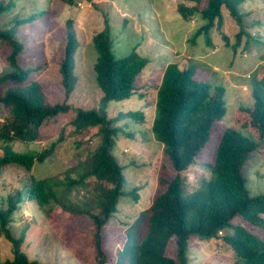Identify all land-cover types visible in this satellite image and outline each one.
Returning a JSON list of instances; mask_svg holds the SVG:
<instances>
[{
  "label": "trees",
  "instance_id": "obj_1",
  "mask_svg": "<svg viewBox=\"0 0 264 264\" xmlns=\"http://www.w3.org/2000/svg\"><path fill=\"white\" fill-rule=\"evenodd\" d=\"M188 1L193 5L177 4L176 14L184 22L196 16L201 20L190 38L192 44L201 37L205 46L213 47L215 35L223 48L235 55L238 50L246 52L252 43H261L262 38L250 35L243 25L250 15L240 11L246 0ZM65 3L70 5L74 0ZM3 6L0 0V8ZM45 15L46 11H41L37 16L14 18L0 29V46L8 49L4 57L7 66L0 73V177L8 169L12 180L8 184L0 181V189L6 191L0 196V234L9 242L12 256L0 264H40L28 260L22 250L25 230L17 238L10 234L15 212L26 202L44 220L63 230L60 238L66 248H72L73 240L86 232L92 254L86 264H190V242H209L214 237L219 238L215 243L218 251L223 248L228 264H264V240L251 231L253 227L264 231V195L249 196L245 189V171L264 138V70L260 78L256 73L248 76L251 105L237 107L236 117L242 121L239 127L250 129L248 136L227 126L213 131L226 112L225 90L197 78L198 71L206 73L208 67L193 59H187L181 67L176 62L165 65L154 87L148 131L161 146L174 175L130 222L121 225L117 217L120 205L125 203L123 199L138 203L141 198L138 191L143 185L126 190V175H135L142 167L135 165L136 161H118L113 155L118 134L132 136L123 130L126 124H116L125 119L143 123L144 113L117 112L108 118L106 110L110 104L128 101L132 95L138 100L144 98L147 85L138 87L136 83L151 61L137 53L115 60L104 21V28L90 38L95 55L93 81L101 93L98 108L73 109L72 117L61 126L56 140L36 151L32 147L41 129L58 125V119L69 110L68 100L77 82L73 57L79 42L70 20L65 24L62 55L56 63L59 78L54 86L34 78L44 64L24 67L25 63L20 62L24 46L13 38L17 26ZM225 19L235 30L231 35L222 31ZM262 50L258 55L261 60ZM69 127L78 136L94 130L84 143L75 142L76 167L67 168L61 176H33L30 173L33 164H40L54 154L55 147L65 139V128ZM93 136L98 141L90 149L85 145ZM206 151L210 152L204 166L208 178L197 187L184 190L179 173L195 160H205ZM152 167L151 162L150 170ZM59 216L65 217V221H58ZM169 242L173 245L172 257L166 255Z\"/></svg>",
  "mask_w": 264,
  "mask_h": 264
},
{
  "label": "rangeland",
  "instance_id": "obj_2",
  "mask_svg": "<svg viewBox=\"0 0 264 264\" xmlns=\"http://www.w3.org/2000/svg\"><path fill=\"white\" fill-rule=\"evenodd\" d=\"M1 1L4 6L0 8V29L14 18L25 19L32 14L37 16L41 11H46L45 16L35 17L32 21L18 25L13 36L24 46V55L20 57V62L25 63L24 67L36 63L44 64L40 73L34 77L40 83L54 86L59 78L56 63L61 59L65 24L68 20L71 21L70 26L79 42L73 57L77 82L68 100L69 110L58 119V125L52 124L41 129L32 147L36 151L49 147L56 140L61 126L67 124L72 117L73 109L98 108L101 93L93 81L92 66L95 55L90 43L93 33L101 31L107 24L111 53L115 60L137 53L151 61L136 83L138 87L147 85L144 98L138 100L132 95L127 99L128 101L110 104L106 110L108 118L114 117L117 112L144 113L143 123L125 119L124 122L116 124L118 126L126 124L123 130L131 132L132 136L127 138L118 134L113 155L118 161L124 163L136 161L135 165L142 167L135 175H126L128 180L126 190L138 184L143 185L138 191L141 196L138 203L134 204L128 198L123 199L125 203L120 205V214L117 217L119 224L130 222L137 211L145 207L152 196L160 192L163 184L174 175L161 153V146L152 139L148 131L153 116L154 87L158 85L161 72L167 63L176 62L181 67L187 59H193L192 61L208 67L209 71L206 73L198 71L197 78L218 84L225 90L226 112L213 131L227 126L238 128L243 135H251L250 129L239 127L242 121L236 115L237 107L248 108L251 105L248 76L256 73V77L260 78L264 70V59L258 58L264 49V0H246L242 3L240 11L250 14L243 21L244 27L249 29L250 35L257 34L262 40L260 44L252 43L246 52L238 50L235 55L224 49L219 37L215 35L212 37L213 47L205 46L201 37H198L193 44L190 42V38L202 22L198 16L191 18L189 22H184L176 14L177 4L185 7L193 5L188 0H74L70 5L66 4L65 0ZM223 27L222 31L227 35L235 31L227 19ZM7 52L6 47L0 46V73L7 66L4 61ZM93 131L92 129L78 136L73 133L72 127L65 128L63 134L65 139L55 147L54 154L40 164L34 163L30 173L36 178L61 176L67 168L76 167L75 142L84 143ZM97 141V136H93L85 146L88 145L92 149ZM259 145L256 154L251 158L248 170L245 171L247 177L245 189L249 196L264 195V138ZM81 146L84 148L83 145ZM205 154V160L203 158L195 160L193 165L179 173L184 190L195 188L208 178L204 166L208 163L210 152L206 151ZM150 161L153 164L151 170ZM147 164L148 167H144ZM8 172V169H5L3 176L0 177L2 183L8 184L12 181ZM5 192L0 189V196H4ZM15 213L14 221L9 226L10 234L17 238L25 230L22 250L28 260H36L40 264H86L91 261L92 254L86 232L73 240L72 248H66L60 238L63 230L44 220L31 203L20 205ZM57 219L65 221L63 216ZM251 231L264 240V231L257 227L251 228ZM218 241L217 237L209 242L192 240L189 244L190 264H228L224 259L223 248H219L218 251L215 243ZM166 255L170 257L173 255L172 242L168 243ZM10 258H12L10 244L0 234V261Z\"/></svg>",
  "mask_w": 264,
  "mask_h": 264
},
{
  "label": "built area",
  "instance_id": "obj_3",
  "mask_svg": "<svg viewBox=\"0 0 264 264\" xmlns=\"http://www.w3.org/2000/svg\"><path fill=\"white\" fill-rule=\"evenodd\" d=\"M220 235V233L218 232V236Z\"/></svg>",
  "mask_w": 264,
  "mask_h": 264
}]
</instances>
